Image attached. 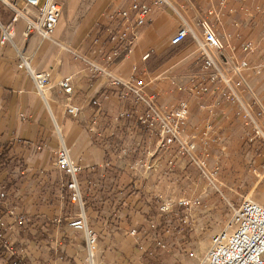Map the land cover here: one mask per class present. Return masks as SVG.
Wrapping results in <instances>:
<instances>
[{
	"label": "crops",
	"instance_id": "0c3cea01",
	"mask_svg": "<svg viewBox=\"0 0 264 264\" xmlns=\"http://www.w3.org/2000/svg\"><path fill=\"white\" fill-rule=\"evenodd\" d=\"M57 1L62 10L51 41L36 35L24 38L23 23L19 22L13 41L0 45V194H4L0 210L13 208L27 221L18 234L7 235L15 251L24 249L21 264H83L87 255L84 236L67 225L79 213L99 237L98 252L111 264L119 252L130 250L128 244L136 243L129 235L131 229L145 231L153 223L149 212L156 209L157 200L175 195V184L182 179L176 173L181 174L185 160L173 158L174 165L169 168L173 152L159 151L158 136L136 122L141 105H135L132 99L119 102L104 79L92 77L87 65L72 54L87 53L88 37L99 32L97 27L104 22L103 14L112 0ZM129 1L120 4L126 6ZM169 1L172 7L153 12L150 21L139 28L129 56L111 70L122 79L132 75L143 79L148 83L147 93L158 105L187 101L186 132L207 133L205 126L212 123L214 115L198 105H211L212 98H198L186 91L191 76L201 70L196 45L189 38L177 47L169 45L170 37L184 22L192 30L193 26L199 28L198 17L203 19L206 9L201 7L200 13L193 6L201 0ZM204 2L213 5L207 14L224 48L238 50L245 41L244 32L230 15L229 5H224L227 0ZM217 9L227 20L220 30L214 24L219 20L214 17ZM11 18V12L0 10V25H8ZM169 49L179 51L170 55ZM18 52L34 70L50 73L52 88L45 100L36 94L32 80L17 69ZM147 52L149 57L142 60ZM65 78H70L73 85L69 99L56 88ZM92 100L98 105H92ZM65 105L80 108L76 119L65 114ZM121 109L128 110L132 117L116 122L113 118ZM231 110L228 106L216 108L214 118H229ZM93 120L94 132H90ZM61 143L82 169L78 176L82 205L70 199L66 178L54 165L55 151ZM139 159H145L153 169H135L133 164ZM185 178L186 182L190 180L189 176ZM12 262L0 247V264Z\"/></svg>",
	"mask_w": 264,
	"mask_h": 264
},
{
	"label": "built area",
	"instance_id": "2783aa9c",
	"mask_svg": "<svg viewBox=\"0 0 264 264\" xmlns=\"http://www.w3.org/2000/svg\"><path fill=\"white\" fill-rule=\"evenodd\" d=\"M121 1L112 0L103 14L104 22L97 27L99 32L88 37L87 53L72 54L87 65L92 77L104 79L106 87L114 92L119 102L123 103L132 99L135 105H141L143 109L136 116V122L143 129L158 136L156 148L159 151L173 152L172 159L167 163L169 168L174 165L173 158L185 157L189 162H194L192 153L197 148L201 136L195 133L197 131L190 134L186 132L189 115L187 101L179 100L170 106L158 105L155 97L147 93L148 83L143 79L133 75L122 79L114 75L111 70L113 65L129 56L139 28L150 21L153 12L165 6L172 7V5L169 0H131L126 6H122ZM224 2L226 0H221V3ZM20 4H22L21 7ZM1 9L12 13L9 24L0 25V45H4L13 41L14 27L19 22L23 23L24 38L36 35L41 40L51 41L62 7L57 0H0ZM255 10L262 11L260 7H256ZM216 15L214 17L218 18L219 15ZM247 16L251 14L248 13ZM198 24L200 37L184 22L169 39V45L172 47L181 45L188 38L196 45L201 70L191 76L186 91L198 98L211 97V105L204 103L198 105L200 110L211 116H215L216 108L228 106L234 109L235 107L234 112L239 120L249 125L256 137L264 141V131L258 123V114L253 111L251 105L243 101V93L249 90L244 76V72L248 70V62L245 59L234 61L232 57L225 54L224 46L211 23L201 20ZM240 48L247 54L254 51L251 42L243 41ZM149 55L150 52H147L141 59L146 60ZM17 58V69L32 80L36 94L45 100L47 91L52 88L50 73L34 70L30 61L20 52ZM56 88L58 93L64 95L66 99H69L73 93L70 78L58 82ZM91 104L97 106L98 101L92 100ZM64 111L66 115L76 119L80 108L65 105ZM131 117L128 110L121 109L113 119L120 122L122 119L129 120ZM95 123L93 120L88 129L90 132H94ZM214 126L215 124L210 122L205 126L207 133L201 132L203 144L215 140L210 136ZM205 137L207 139H204ZM54 165L66 178L65 188L70 192V199L82 205L78 179L82 169L72 161L67 148L62 143L55 151ZM133 167L142 171L153 169V166L145 159L136 160ZM198 167L205 172L203 164L200 163ZM213 175V171L210 172L211 178ZM0 197L3 198L4 194L1 193ZM229 206L231 214L225 227L212 236L204 257L197 264H264V204L243 199L237 206ZM189 208V202L185 199H165L158 203V210L164 215L181 214L179 224L185 226L189 224L191 217ZM26 222V219L16 213L13 208L6 207L3 211L0 210V247L9 253L10 258H13L12 264H21L20 256L24 253V249L15 251L7 235L8 233L18 234ZM67 225L84 236L87 255L83 264H105L101 253L98 252L99 237L88 227L83 213H79L75 219L68 221ZM156 226L153 223L149 226L153 229L151 234H147L146 230L140 232L131 229L129 235L135 237L138 244L146 241L157 248H164L163 238L169 230H163L161 233L156 230Z\"/></svg>",
	"mask_w": 264,
	"mask_h": 264
},
{
	"label": "rangeland",
	"instance_id": "374dc122",
	"mask_svg": "<svg viewBox=\"0 0 264 264\" xmlns=\"http://www.w3.org/2000/svg\"><path fill=\"white\" fill-rule=\"evenodd\" d=\"M224 5H229L230 15L239 24L238 29L244 32L245 42H251L254 48L249 54L241 48L235 51L224 49L225 54L234 61L245 59L248 62V70L244 72V76L249 90L243 93V101L251 105L258 114V123L264 131V0H227ZM193 6L200 13L201 7L206 9L203 19L198 17L199 14L196 16L199 21L205 20L212 24L211 17L207 14L213 7L211 3L206 5L201 0L199 5ZM256 7H260L262 11L257 12ZM177 10L179 13L180 10ZM216 13L219 20L214 24L219 25L220 30L227 20L222 17L220 9ZM248 13L251 16H247ZM192 28L200 37V28ZM179 49H169L168 54L173 55ZM234 109L228 111L229 118L212 117L215 124L210 134L215 139L212 142L203 144L201 131H194L201 136L192 153L195 160L189 162L187 158H181L185 160V166L181 174L176 173L183 177L175 184V195L162 197L188 200L191 215L189 224L180 225L181 214L176 215L175 211L176 216L172 213L163 215L157 204L156 209L152 208L149 212V217L156 220L159 216L158 221H153L158 232L169 230L165 236L161 234L164 236V248H157L146 241V244L132 241L128 244L130 250L126 254L119 252L118 259L111 264H197L204 257L212 236L225 227L231 214L229 205L237 206L243 199L264 204V141L256 137L249 125L239 120ZM200 163L203 164L205 172L198 167ZM212 171L213 178L209 176ZM185 176H189L188 182ZM162 198L157 202L163 200ZM146 231L151 234L153 229L148 228ZM102 260L109 264L103 257Z\"/></svg>",
	"mask_w": 264,
	"mask_h": 264
}]
</instances>
